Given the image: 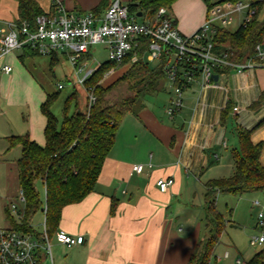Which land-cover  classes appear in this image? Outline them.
<instances>
[{"label": "crops", "instance_id": "obj_1", "mask_svg": "<svg viewBox=\"0 0 264 264\" xmlns=\"http://www.w3.org/2000/svg\"><path fill=\"white\" fill-rule=\"evenodd\" d=\"M102 1L36 0L44 13L62 7L75 16L93 12ZM113 1L123 6L131 2L108 0L98 17ZM206 14L202 0H178L170 10L174 24L186 37L202 26ZM19 19L18 2L0 0V34ZM258 19L264 21V4ZM22 55L23 50H17L0 59V230L11 227L9 213L17 220L11 204L20 213L24 208L19 201L17 169L21 149H9L8 139L28 135L36 144L45 145L46 119L41 107L50 94L40 93L38 85L30 82L25 68L34 57ZM4 66H11L12 72L3 73ZM218 82L217 88H205L200 80L191 84L183 91L182 107L173 118L166 115L176 98L173 91L162 110L147 102L138 116L126 115L94 191L62 212L56 233L83 237L84 244H59L55 233L50 240L52 260L42 256L41 264H189L208 235L195 215H184L185 195L204 199L207 182L232 176L228 172L236 165L239 131L252 130V143H264V124L259 126L264 103L252 107L264 92V68L233 70ZM260 163L264 166V149ZM138 165L144 167L141 174L133 171ZM166 179H173L174 184L162 192L157 183ZM44 228L45 216L42 229H34L43 232Z\"/></svg>", "mask_w": 264, "mask_h": 264}, {"label": "trees", "instance_id": "obj_2", "mask_svg": "<svg viewBox=\"0 0 264 264\" xmlns=\"http://www.w3.org/2000/svg\"><path fill=\"white\" fill-rule=\"evenodd\" d=\"M19 5V21L32 26L38 16L44 14L36 0H16ZM178 0H131L128 12L137 18L138 13L143 19H153L160 8L169 11ZM210 8L226 2L238 0H202ZM257 9L256 16L251 22L242 24L237 31L231 32L219 29L214 38V46L218 52L230 54V61L238 64L247 62L254 55V48L264 38V21H259V13L264 0H253ZM108 0L93 13L106 7ZM39 56L28 48L23 49V57ZM51 64L57 63L58 56L50 57ZM125 61L122 65H127ZM111 66H119L109 62L102 64L95 74L86 82L93 88L96 102L86 111L78 110L77 93L72 94L65 101L61 122L52 112L59 93L48 95L41 107L46 119L45 145L36 144L28 135L12 136L8 139L9 149L20 147L21 156L17 161L20 189L24 194L23 216L18 220L9 213L11 227L9 229L23 233L37 232L31 225L33 218L39 212L45 211V229L51 238L57 231L65 207L81 203L90 195L101 175L103 165L112 151L118 130L126 115L138 116L144 108L143 99L148 95L158 93L166 81L162 65L155 71L147 66L142 59L129 66L127 78L134 84L129 85L135 96L126 97L118 102L108 100L112 91L117 90L123 78L114 84L104 87L105 75ZM233 71L232 68L223 70L224 73ZM221 71H218L220 73ZM75 103V111L71 113V106ZM264 103V92L252 106L258 107ZM264 124V120L259 126ZM258 126V127H259ZM252 130L238 132L239 149L236 153L234 174L227 179L210 180L205 185V206L214 217L215 231L207 236L203 247L191 258L189 264H208L209 257L215 249L218 238L225 226L223 216L216 210V201L220 195L242 196L250 193L264 192V166L260 158L264 143L253 144ZM43 185L45 201L41 197L38 184ZM45 207V208H44ZM112 213L114 207H112ZM248 264H264V249L256 253Z\"/></svg>", "mask_w": 264, "mask_h": 264}, {"label": "built area", "instance_id": "obj_3", "mask_svg": "<svg viewBox=\"0 0 264 264\" xmlns=\"http://www.w3.org/2000/svg\"><path fill=\"white\" fill-rule=\"evenodd\" d=\"M253 0L226 2L207 8L206 19L202 26L191 36H184L174 24L170 11L160 8L153 19L146 18L137 22L128 12V7L119 1H113L103 17L89 12L80 16L67 13L62 7L44 13L35 20L34 28L27 22L14 23L9 30L0 34V59L13 51L28 48L39 56H62L73 66L75 73L82 74L78 84L88 93V105L96 102L93 88L86 82L101 68L98 64L90 69L95 62L92 48L105 45L109 63L128 66L136 63L140 54L145 61H159L163 67L169 88L176 98L166 115L173 118L182 107V93L191 84L200 80L205 88H217L219 82L214 76L223 77L225 69L232 68L237 73L247 70L264 68V38L256 44L254 55L245 63L230 61V54L218 52L214 46V38L219 29H226L235 22L234 15L245 16L240 24H246L256 16L257 9ZM60 6V5H56ZM238 21L240 19H237ZM218 71H221L218 73ZM2 72H12L11 66H4ZM109 74H106L107 77ZM58 89H63L58 85ZM234 108V111H237ZM144 167L135 166L133 171L141 174ZM174 184L173 179L160 180L157 186L166 192ZM19 201L24 205L23 191L19 192ZM255 206L259 202H254ZM10 211L19 220L20 213L16 204L10 205ZM45 216V211H44ZM258 218L263 225L264 214ZM59 244L67 247L83 245V237H72L65 232L55 234ZM46 229L41 234L23 233L12 229L0 230V264H41L42 256L52 260L51 245ZM250 244L254 247L264 244V237H253ZM241 261H238L240 264Z\"/></svg>", "mask_w": 264, "mask_h": 264}, {"label": "rangeland", "instance_id": "obj_4", "mask_svg": "<svg viewBox=\"0 0 264 264\" xmlns=\"http://www.w3.org/2000/svg\"><path fill=\"white\" fill-rule=\"evenodd\" d=\"M235 16V22L228 27L231 32L237 31L241 26L240 21L245 16V11L241 15ZM237 19H240L239 21ZM143 18H136L137 22H143ZM92 56L95 62L91 63L89 68L95 69L98 64H104L108 61V52L105 45H96L92 48ZM150 70L155 71L159 68L160 62H150L145 60ZM29 64V63H27ZM129 66L119 65L111 66L108 69V76L104 79V87H108L123 78H127ZM28 79L33 81L40 88V93H48L50 95L59 93V96L52 107V112L56 118L61 122L62 111L67 98L75 92L77 93L76 103L78 110L85 112L88 105V93L78 84L79 78L82 74H76L71 63L64 57L60 56L57 63L51 64L50 57L35 56L29 67L25 68ZM134 84L132 79L121 81L117 90L112 91L108 100L111 102H118L126 97L135 96L134 91H130L129 85ZM58 85H62L63 89L59 90ZM171 88L167 80L162 86V90L158 93L144 97L143 103L150 102L156 108H164V100L171 94ZM166 97V99H165ZM75 111V103L71 106V113ZM168 119L164 122L167 123ZM235 167L229 170L228 173L234 174ZM231 177V176H230ZM38 184V189L41 193L42 199L45 198V192L41 190ZM183 201L184 215L190 217L191 214L195 218L204 223L203 234L206 236L213 231L216 234L215 222L212 213H210L205 206V200L202 197L191 198L185 195ZM259 201L261 206L253 205L255 201ZM45 201V199H44ZM216 210L223 216L225 226L218 238V243L209 257L208 264H248L254 255L264 249L262 246H252L250 240L253 237H264V224L258 218L259 212L264 214V192L250 193L242 196L220 195L216 201ZM193 211V212H191ZM264 222V219H263ZM33 228L36 230L42 229L44 226V216L42 212L35 215L32 220ZM204 240V238H203Z\"/></svg>", "mask_w": 264, "mask_h": 264}, {"label": "water", "instance_id": "obj_5", "mask_svg": "<svg viewBox=\"0 0 264 264\" xmlns=\"http://www.w3.org/2000/svg\"><path fill=\"white\" fill-rule=\"evenodd\" d=\"M136 17H137V18H142V17H143V14H142V13H138ZM214 81H215V82L218 81V76H217V75L214 76Z\"/></svg>", "mask_w": 264, "mask_h": 264}]
</instances>
